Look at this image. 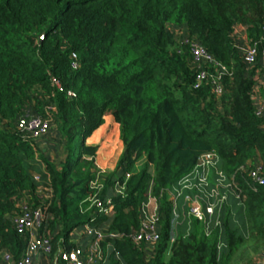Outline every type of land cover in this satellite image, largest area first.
I'll use <instances>...</instances> for the list:
<instances>
[{
    "label": "trees",
    "instance_id": "1",
    "mask_svg": "<svg viewBox=\"0 0 264 264\" xmlns=\"http://www.w3.org/2000/svg\"><path fill=\"white\" fill-rule=\"evenodd\" d=\"M237 27L260 57L264 0H0V263L4 253L19 261L26 249L28 235L12 222L24 205L45 213L39 233L53 255L72 250L73 232L88 226L116 236L100 243L106 264H253L263 256L264 186L247 176L256 165L264 176V118L253 101L259 68L244 63ZM191 42L224 68L220 95L210 83L194 89ZM26 113L50 120L47 137L63 159L51 161L23 140L16 124ZM106 115L123 150L103 173L94 163L98 147L85 140ZM36 154L50 193L30 174ZM206 154L232 179L245 233L227 211L208 232L188 219L189 231L171 241L168 192ZM116 185L122 190L113 195ZM149 198L159 234L151 250L133 241Z\"/></svg>",
    "mask_w": 264,
    "mask_h": 264
},
{
    "label": "built area",
    "instance_id": "2",
    "mask_svg": "<svg viewBox=\"0 0 264 264\" xmlns=\"http://www.w3.org/2000/svg\"><path fill=\"white\" fill-rule=\"evenodd\" d=\"M245 30L242 27H237L234 30V39L236 41V47L243 57L244 63L248 67L259 68L255 74V85L253 87V94L260 90V86H264V82L261 81V76L264 77V52L260 57L257 56V50L255 46L249 45L246 41V34L240 33ZM240 41V42H239ZM238 43V44H237ZM189 53L192 59V63L197 69V75L195 79L194 89H199L205 83H210L213 87V91L220 95L221 86L217 82L220 75L223 74L224 68L216 63L213 57L207 53L205 48L198 42H191L189 44ZM210 67H216V76L209 73ZM261 72V73H260ZM218 73V74H217ZM53 85L60 91L64 92L60 83L55 79L52 80ZM264 89V87H263ZM69 97H74L75 94L72 91H65ZM255 105V113L258 117L264 118V97L261 99H255L253 96ZM17 129L22 134L23 140L30 143V145L36 149V144L46 137L49 132L50 120L43 119L40 116L30 115L26 113L21 116L17 121ZM214 170L216 173V181L214 185V195H218V189L226 182L227 187L235 192L232 185V179H228L225 174L219 169V160L214 154L204 155L192 173L183 178L178 183V187L175 191V197L180 196L182 189H194L196 193L193 195L184 196V204L186 216L193 218L197 221L205 224L207 216H211L214 212L213 203H209L202 199V195L209 187V172ZM247 176L251 182L256 186H264V176L262 167L256 165L250 170H247ZM41 175H34L33 181L40 185V188L44 192L50 193V189L47 185L41 183ZM128 175H126V178ZM49 181V176L46 174V182ZM95 185V184H93ZM118 186V185H116ZM119 187V186H118ZM121 188V187H120ZM122 189V188H121ZM100 207V204H97ZM144 209V208H143ZM100 213L108 214L111 212V207L105 209L100 207ZM174 219L175 213L172 211ZM45 220V213L40 209H31L28 205L21 207L20 215L13 218L12 222L15 226L17 233L27 234L28 243L26 249L19 261L11 263V255L4 253L2 255L3 264H96L98 258L102 254L101 242L105 239H114V235H104L101 231H98L94 227L85 226L84 231L78 238L86 237V244L79 246L78 244L70 251H57L56 254H52V248L47 239L40 235V229ZM176 235L171 234V241L174 240ZM158 227L156 225V214L144 219L141 223L139 232L133 236V241L136 244H142L146 249L151 250L154 244L158 241ZM43 257V261H37L36 257ZM253 264H264V255L256 259Z\"/></svg>",
    "mask_w": 264,
    "mask_h": 264
},
{
    "label": "crops",
    "instance_id": "3",
    "mask_svg": "<svg viewBox=\"0 0 264 264\" xmlns=\"http://www.w3.org/2000/svg\"><path fill=\"white\" fill-rule=\"evenodd\" d=\"M240 33H245L244 31ZM261 81L264 82V77L261 76ZM264 87V86H263ZM261 90L256 92L254 94L255 99H261V96L263 97V94H261ZM86 145L90 146H97L98 150L96 152V156L94 159L95 167L100 172L106 173L111 172L115 169L116 163L118 161L119 156L122 153L123 146L119 139V126L117 123H115L114 119L110 115H106L104 117L103 124L98 127L95 131L92 132V134L85 140ZM41 141H39L36 144V151L38 154V151L41 152ZM36 154V166L32 167L30 169V174L33 177L34 175H41L46 176L45 166L43 162L40 161ZM44 154V153H43ZM45 156V154H44ZM46 178V177H44ZM46 179L44 180L41 177V183L45 184ZM209 187L207 188L206 192L201 194L202 196L207 193L208 197L210 198V201H207L209 203H213L214 206V212L211 216H207L205 221V230L206 232L210 231L211 228H213L216 224L218 219L222 216L224 212H230V222L233 228L238 229L241 233H245V226L244 221L242 217V212L240 210V202L238 200V195L231 190L229 187H220L218 189V195H214V185H215V179L212 181V178L209 177ZM41 185V184H40ZM225 185V184H224ZM178 187L175 185L172 187L168 194H169V200L172 203L173 212L175 213L176 218L173 217V223H172V230L171 234L174 233L176 236L181 232L182 234L186 231L188 232L190 229V221L186 216L185 211V204H184V196L193 195V193H196L194 189H182L180 196L175 197V191ZM224 188V189H223ZM121 188L118 186H115L113 190V195H117L121 193ZM219 197L223 199V202L220 198V202L222 204H217V200H219ZM182 202L179 205L178 201L181 200ZM148 208V215L154 216L156 213V205L155 202L150 198L146 202ZM145 204V205H146ZM219 207V209H217ZM144 213V210H143ZM84 231V228L81 227L80 229H77L75 232H73L71 239L72 242L75 245L84 246L86 244V237H82L80 240L78 238L81 236L82 232ZM180 233V234H181ZM222 247V245H221ZM111 249L110 247H107V249ZM37 261L42 262L43 257L37 256Z\"/></svg>",
    "mask_w": 264,
    "mask_h": 264
},
{
    "label": "rangeland",
    "instance_id": "4",
    "mask_svg": "<svg viewBox=\"0 0 264 264\" xmlns=\"http://www.w3.org/2000/svg\"><path fill=\"white\" fill-rule=\"evenodd\" d=\"M178 33H180V32H178ZM240 42V41H239ZM238 44V43H237ZM261 73V72H260ZM260 88V90L262 91L261 92V94H263V97H264V89H263V86H260L259 87ZM262 97V96H261ZM41 144H42V146H41V152H42V154L44 153L45 154V156L46 157H48L51 161H58V159H63L64 158V154H63V152L61 151V149L59 148V146L57 145V144H55V143H53L47 136H46V138L45 137H43L41 140ZM40 153V152H39ZM141 162H139V164H140ZM138 164V165H139ZM209 177H211L212 178V181H214V179H215V181H216V173H215V171L213 170L212 172H211V170H210V172H209V175H208V179H209ZM225 184V185H224ZM227 186V184H226V182H224L223 183V186L222 187H226ZM224 189V188H223ZM202 194V193H201ZM220 198L221 197H219V200H217V204H222V202H223V199L221 198V200H222V202H220ZM202 199L204 200V201H210L209 199V197H208V195H207V193H205L203 196H202ZM149 200H150V198H149ZM181 202H182V198H181V200H179L178 201V203H179V205L181 204ZM147 206V204L144 206V219L146 218V217H149L150 215H148V208L149 207H146ZM217 209H219V207L217 208ZM156 214V213H155ZM111 251V249L109 250V248L108 249H106V252L107 253H109ZM103 254V253H102ZM102 254L100 255V257L98 258V260H97V263L96 264H106V262H105V259H104V257L102 256ZM167 256H166V259H168L169 258V256H170V251L168 250V252H167V254H166ZM0 264H3V263H0Z\"/></svg>",
    "mask_w": 264,
    "mask_h": 264
},
{
    "label": "water",
    "instance_id": "5",
    "mask_svg": "<svg viewBox=\"0 0 264 264\" xmlns=\"http://www.w3.org/2000/svg\"><path fill=\"white\" fill-rule=\"evenodd\" d=\"M43 37H44V33L41 34V36H40V38H39V43L42 41Z\"/></svg>",
    "mask_w": 264,
    "mask_h": 264
}]
</instances>
